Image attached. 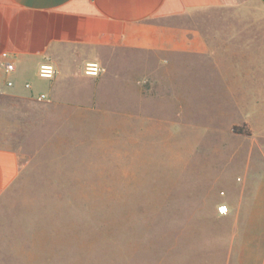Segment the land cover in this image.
Segmentation results:
<instances>
[{
  "label": "rangeland",
  "instance_id": "rangeland-1",
  "mask_svg": "<svg viewBox=\"0 0 264 264\" xmlns=\"http://www.w3.org/2000/svg\"><path fill=\"white\" fill-rule=\"evenodd\" d=\"M173 21L215 44L264 38L258 0ZM247 51L257 59L232 60L237 73L259 67L264 51ZM118 63L122 72L145 70L137 53ZM174 63L172 73L160 69L150 100L133 89L127 101L121 78L96 83L101 93L91 103L80 93L81 109L0 94V146L21 164L0 199V264H254L264 222H237L218 204L246 179L264 178V138L233 120L252 112L264 122V81L239 74L246 93L237 98L213 65L195 57Z\"/></svg>",
  "mask_w": 264,
  "mask_h": 264
},
{
  "label": "crops",
  "instance_id": "crops-1",
  "mask_svg": "<svg viewBox=\"0 0 264 264\" xmlns=\"http://www.w3.org/2000/svg\"><path fill=\"white\" fill-rule=\"evenodd\" d=\"M246 0H0V94L18 97H37L44 94L47 103L81 109L85 106L80 93L96 101L101 93V81L106 78L125 79L127 101L133 89L141 93V100L158 96L161 84L160 69L174 71L180 58H197L211 64L219 73L225 88L238 98L246 93L239 74L255 75L264 81V55L257 70L246 68L237 73L233 61L250 63L257 59L249 49L264 51V38L257 33L240 34L221 44L201 29L173 19L200 9L232 6ZM264 6V0H258ZM257 29L258 23L244 24ZM10 54L15 63L7 71L2 53ZM137 53L145 70L136 75L132 66L122 72L120 55ZM101 63L104 71L87 75V62ZM52 63L57 72L52 78L39 74L40 65ZM140 67V65L138 66ZM125 74V75H123ZM263 84V83H262ZM89 86V90L85 88ZM74 87L77 95H69ZM97 89V90H96ZM238 103V102H237ZM193 118V117H192ZM222 114L219 119H226ZM218 119V120H219ZM245 122L253 136L264 138V122L254 113L235 118ZM21 164L16 151L0 146V199L15 181ZM235 186L232 197H222L237 222H264V178ZM227 195L226 192L223 193ZM264 233L255 240L254 264L264 258Z\"/></svg>",
  "mask_w": 264,
  "mask_h": 264
},
{
  "label": "built area",
  "instance_id": "built-area-1",
  "mask_svg": "<svg viewBox=\"0 0 264 264\" xmlns=\"http://www.w3.org/2000/svg\"><path fill=\"white\" fill-rule=\"evenodd\" d=\"M2 57L5 61V68L7 71H13L15 69V63L11 59V56L7 52L2 53ZM104 71V67L101 63L96 61L87 62L85 65V73L87 75H99ZM57 70L55 66L50 62H44L40 65L39 74L44 78H52L56 74ZM45 98V95H40V99ZM218 210L220 214H227L229 212V208L226 204H222L218 206Z\"/></svg>",
  "mask_w": 264,
  "mask_h": 264
},
{
  "label": "trees",
  "instance_id": "trees-1",
  "mask_svg": "<svg viewBox=\"0 0 264 264\" xmlns=\"http://www.w3.org/2000/svg\"><path fill=\"white\" fill-rule=\"evenodd\" d=\"M240 130H241V129H240ZM240 132L248 133V130H246V129H242V131H240Z\"/></svg>",
  "mask_w": 264,
  "mask_h": 264
}]
</instances>
